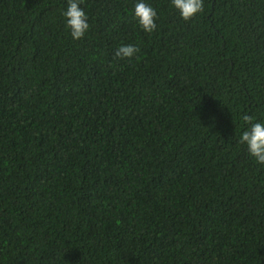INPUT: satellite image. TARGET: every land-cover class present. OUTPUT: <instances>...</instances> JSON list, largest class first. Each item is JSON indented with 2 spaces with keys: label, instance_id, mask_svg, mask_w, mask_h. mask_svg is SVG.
<instances>
[{
  "label": "trees",
  "instance_id": "1",
  "mask_svg": "<svg viewBox=\"0 0 264 264\" xmlns=\"http://www.w3.org/2000/svg\"><path fill=\"white\" fill-rule=\"evenodd\" d=\"M147 2L0 0V264H264V0Z\"/></svg>",
  "mask_w": 264,
  "mask_h": 264
},
{
  "label": "clouds",
  "instance_id": "2",
  "mask_svg": "<svg viewBox=\"0 0 264 264\" xmlns=\"http://www.w3.org/2000/svg\"><path fill=\"white\" fill-rule=\"evenodd\" d=\"M83 3L84 0H66V8L61 12L65 27L73 40L85 37L91 27L88 14L81 7ZM170 3L184 21L193 20L204 10V0H170ZM132 18L146 34L158 30L157 10L147 0H134ZM139 50L135 44H121L115 50L114 56L118 59L131 60ZM241 119L243 123L235 142L247 150L248 156L257 165L264 166V120L248 114H244Z\"/></svg>",
  "mask_w": 264,
  "mask_h": 264
}]
</instances>
